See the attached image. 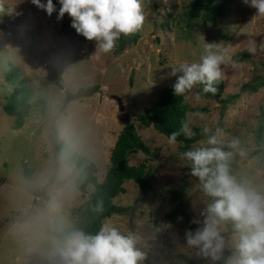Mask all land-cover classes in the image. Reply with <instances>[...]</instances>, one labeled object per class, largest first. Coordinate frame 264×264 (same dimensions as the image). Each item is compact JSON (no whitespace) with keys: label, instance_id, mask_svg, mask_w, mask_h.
<instances>
[{"label":"rangeland","instance_id":"rangeland-1","mask_svg":"<svg viewBox=\"0 0 264 264\" xmlns=\"http://www.w3.org/2000/svg\"><path fill=\"white\" fill-rule=\"evenodd\" d=\"M192 1L142 0L143 27L127 36L123 46L117 41L111 53L97 57L96 42L79 35L71 27L72 19L70 35H66L59 32L58 12L49 17L32 0H0V264H59L53 258L52 237L60 227L73 225L78 207L85 202L75 186L76 168L58 157L53 135L58 133L69 147L92 161L103 182L112 148L127 119L152 150L132 154L129 162L139 165L147 160L154 178L147 190L126 182V192L115 203L129 211L113 215L103 225L136 237L137 248L144 254L140 264H189L187 259L200 258L187 247L180 216L171 220L168 214L181 207L202 221L200 212L210 198L190 175L182 144L170 145L169 138L136 117L164 89L173 88L172 68L200 62L206 43L226 50L223 97L239 93L245 83L263 81L264 17H255L256 9L244 0H234L217 25L205 24L187 16ZM239 53H250L251 59L236 61ZM47 65L60 71V82H52ZM13 66L20 68L17 85L31 88V114L20 129L15 128L16 118L3 110L12 91L6 75L13 74ZM196 92L198 87L184 96L194 108L189 114L192 130L222 129L224 149L234 153L232 174L264 191V161L250 156L258 148L255 130L264 111V87L256 93H242L238 101L226 106L201 94L197 100ZM114 96L122 100L125 111ZM39 99L47 102L45 112ZM196 113H202L203 119ZM233 140L245 155L228 148ZM26 168L32 172L29 178ZM173 192L179 194L176 201H171ZM231 233L229 225L226 240ZM229 255L231 249L226 247L224 257Z\"/></svg>","mask_w":264,"mask_h":264},{"label":"clouds","instance_id":"clouds-1","mask_svg":"<svg viewBox=\"0 0 264 264\" xmlns=\"http://www.w3.org/2000/svg\"><path fill=\"white\" fill-rule=\"evenodd\" d=\"M32 3L49 17L57 12L53 0L46 3L32 0ZM244 3L256 9L255 17H264V0H244ZM59 5L58 21L67 14L72 19L71 27L79 35L96 42L97 57L111 53L122 35L138 32L145 21L142 0H59ZM225 51L219 50L218 44L206 43L200 62L172 68L170 76L176 77L174 94L185 96L197 86H202L204 94H215V85L224 74ZM195 98L200 99V92L195 93ZM193 115L203 119L202 113ZM190 123L183 121L180 129L170 134L168 143L175 145L182 134L193 137ZM202 132L206 139L185 151L183 158L190 175L198 180L201 192L210 199L200 212L202 221H192L201 226L195 231H185L187 247L212 264L221 260L223 264H264V191L232 174L230 160L234 153L224 149L222 129L213 131L204 126ZM227 146L238 150L239 142L233 140ZM239 154L245 155L242 149ZM229 225L232 233L226 240L224 233ZM58 233L52 237V243L63 264H140L144 259L136 237L122 234L110 224L102 225L94 235L64 227ZM226 247L231 249V255L224 257Z\"/></svg>","mask_w":264,"mask_h":264},{"label":"trees","instance_id":"trees-1","mask_svg":"<svg viewBox=\"0 0 264 264\" xmlns=\"http://www.w3.org/2000/svg\"><path fill=\"white\" fill-rule=\"evenodd\" d=\"M149 1V0H146ZM234 0H193L189 5L187 16L190 19H201L203 23H211L217 25L219 19L225 16L228 6L233 4ZM57 12L60 5L59 0H55ZM70 21L71 18L66 14L61 21L60 31L63 34L70 35ZM128 40L127 36H121L118 40L120 46H123ZM72 45H76V41L69 39ZM236 61L251 59L250 53H239L235 56ZM49 76L53 83L61 81V73L52 65H47ZM20 70L19 67L13 66V74L6 75V81L12 86V91L6 97V102L3 105L4 112L16 118L15 128L20 129L25 124L26 119L31 114L32 105L30 103L31 88L25 87L22 84L17 85L19 75L16 72ZM201 96L207 99H214L220 102L223 106L233 104L239 100L242 93H256L264 87L263 81H256L255 83H245L241 86L240 92L229 94L223 97L225 82L221 78L215 87L217 92L215 94L202 92V86H197ZM42 105V111L47 110V102L44 99H39ZM184 96H177L174 94L173 88L164 89L157 101L151 102L144 112L137 115L136 119L146 127H153L159 133L169 138L170 134L178 131L183 121H189V114L193 111ZM205 110V109H204ZM264 110V109H263ZM201 127H194L195 135L191 138L183 134L177 138V143L182 144V151L185 152L192 148V145L203 138ZM258 148L250 154L251 157L260 156L264 161V111L261 113V118L257 129L255 130ZM52 143L55 146L58 157L63 159V162L69 167L76 168V176L74 178L75 186L79 190L85 202L78 207V218L74 221L72 226L65 228H75L84 231L87 234H96L103 222L115 214H121L129 211V207L120 206L115 203V199L124 194L126 189L124 184L128 181H133L141 190H147L151 187V182L154 178V173L148 165V161H144L139 165H131L129 158L132 154L142 152L150 154L151 148L143 141L142 137L137 132L136 126L127 119L125 126L120 131L115 145L112 148L110 156V165L103 182H99L97 178V167L88 158L80 155L76 150L68 146L66 141L55 133L52 137ZM27 178L32 176V172L28 168L25 169ZM179 197L177 192H173L171 201H176ZM102 206V210L101 209ZM179 215L181 226L184 230L195 231L199 225L193 224L195 217L177 208L168 214V217L173 220ZM53 258L59 264L63 261L59 254L53 250ZM189 264H200L206 259L200 257L198 259H187Z\"/></svg>","mask_w":264,"mask_h":264},{"label":"water","instance_id":"water-1","mask_svg":"<svg viewBox=\"0 0 264 264\" xmlns=\"http://www.w3.org/2000/svg\"><path fill=\"white\" fill-rule=\"evenodd\" d=\"M114 99H116L117 103H118V106H119V109L121 111H125L126 107L125 105L123 104L122 100L119 98V97H116L114 96Z\"/></svg>","mask_w":264,"mask_h":264}]
</instances>
